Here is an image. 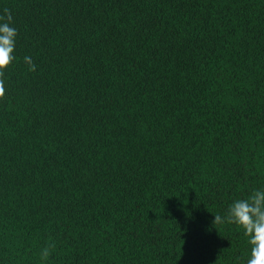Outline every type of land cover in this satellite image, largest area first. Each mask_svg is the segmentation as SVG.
I'll return each mask as SVG.
<instances>
[{"label":"trees","instance_id":"obj_1","mask_svg":"<svg viewBox=\"0 0 264 264\" xmlns=\"http://www.w3.org/2000/svg\"><path fill=\"white\" fill-rule=\"evenodd\" d=\"M5 9L0 264H246L212 215L264 187V0Z\"/></svg>","mask_w":264,"mask_h":264},{"label":"clouds","instance_id":"obj_2","mask_svg":"<svg viewBox=\"0 0 264 264\" xmlns=\"http://www.w3.org/2000/svg\"><path fill=\"white\" fill-rule=\"evenodd\" d=\"M18 32L13 26L11 13L7 9L0 16V97L6 91L5 72L17 57L15 55ZM23 62L29 71H35L32 57L26 55ZM213 225H234L242 230L250 247L246 264H264V187L253 189L245 198L234 199L223 214L212 215ZM41 258H48L49 248L40 252Z\"/></svg>","mask_w":264,"mask_h":264}]
</instances>
